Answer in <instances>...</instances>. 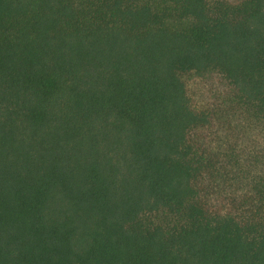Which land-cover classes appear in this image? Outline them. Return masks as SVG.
I'll return each instance as SVG.
<instances>
[{"label":"trees","instance_id":"1","mask_svg":"<svg viewBox=\"0 0 264 264\" xmlns=\"http://www.w3.org/2000/svg\"><path fill=\"white\" fill-rule=\"evenodd\" d=\"M0 264H264V0H0Z\"/></svg>","mask_w":264,"mask_h":264}]
</instances>
